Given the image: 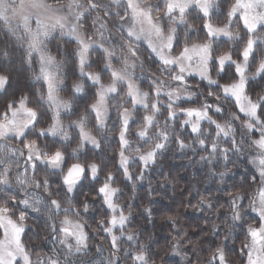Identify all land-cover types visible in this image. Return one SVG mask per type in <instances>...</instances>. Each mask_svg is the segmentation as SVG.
Masks as SVG:
<instances>
[{
  "label": "snow or ice",
  "instance_id": "1",
  "mask_svg": "<svg viewBox=\"0 0 264 264\" xmlns=\"http://www.w3.org/2000/svg\"><path fill=\"white\" fill-rule=\"evenodd\" d=\"M0 30V264H156L123 197L173 148L220 185L246 171L224 204L189 190L216 243L167 215L171 255L264 264V0H0Z\"/></svg>",
  "mask_w": 264,
  "mask_h": 264
},
{
  "label": "trees",
  "instance_id": "2",
  "mask_svg": "<svg viewBox=\"0 0 264 264\" xmlns=\"http://www.w3.org/2000/svg\"><path fill=\"white\" fill-rule=\"evenodd\" d=\"M103 3L108 4V0H102ZM95 13H93V16ZM88 19H92L89 17ZM13 44V40L8 36L5 31L0 30V51L6 46ZM57 41L52 42V50L55 52ZM147 52H145V56ZM18 56L14 53L13 59ZM154 68V65H153ZM12 74V84L9 87V93L18 89L26 88L31 84L29 73L20 68L19 62L14 63L9 69ZM71 83V81H69ZM258 91L261 87L260 84L254 86ZM3 95V94H0ZM116 147L113 141V148ZM112 154V149H109V155ZM198 159V157L194 158ZM231 167V165L229 166ZM246 171L243 164L238 168L233 169V173L225 177V184L220 185L212 177L208 176L207 168L201 167L199 164H190L189 160L183 157L175 148L172 151H167L163 156L158 158V163L154 165L147 173V178L143 182V186L137 185V190L133 192L132 186L129 185L125 190L123 199L134 205L132 211L134 213L131 227L133 229L142 230L144 233V242L148 243L153 253H156L154 259L156 264H182L180 257L171 255L170 245L173 242L175 232L170 224L166 222L167 215H175L179 213V226L181 233H186L188 239L193 242H201L205 245L211 241L213 245L216 241L208 235L211 225L206 222L205 216L207 213H199L191 208L182 207L181 203L187 202L188 192L191 190L194 194L197 190L204 195L210 197H219L220 203L224 204L227 197L223 191H217L218 188H226L227 190H234L233 185L239 186L242 183V173ZM165 177L168 178L170 183H165ZM149 181L151 186L157 188V195L152 197L148 196ZM163 184V188L158 185ZM133 197H135L133 199ZM162 197V198H161ZM199 199V196L196 197ZM193 200V203L196 202ZM150 200L155 203L150 204ZM247 202V201H246ZM145 207H152L153 209V222H149L145 217L140 215ZM213 222L216 221L215 214L211 216ZM99 236L94 237L98 241ZM41 240L33 239L32 243L35 245L37 252L40 254L47 253L45 243ZM243 237H240L242 240ZM240 240L236 242L238 250ZM90 243L93 244L92 241ZM187 243V241L185 242ZM94 246V244H93ZM207 255V252H205ZM238 255V252H237ZM239 264V261H237Z\"/></svg>",
  "mask_w": 264,
  "mask_h": 264
},
{
  "label": "rangeland",
  "instance_id": "3",
  "mask_svg": "<svg viewBox=\"0 0 264 264\" xmlns=\"http://www.w3.org/2000/svg\"><path fill=\"white\" fill-rule=\"evenodd\" d=\"M108 1H109V0H108ZM149 2H151V3H155L156 0H149ZM113 11H115V9H113ZM110 19H111V18H110ZM92 24H93V20H92V19H88V20L86 21V28H87L88 31H92ZM244 203L247 204L246 201H244ZM92 242H93L94 246H95V244L103 243V242L101 241L100 238H98V241L95 240V239H93ZM45 245H46L47 251H49V250L51 249V247H52L51 243H47V244H45ZM104 247L107 248V244H104ZM105 255H107V252H105Z\"/></svg>",
  "mask_w": 264,
  "mask_h": 264
}]
</instances>
